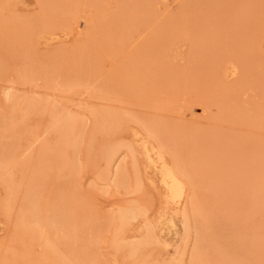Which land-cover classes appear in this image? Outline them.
Returning a JSON list of instances; mask_svg holds the SVG:
<instances>
[{"label":"rangeland","instance_id":"obj_1","mask_svg":"<svg viewBox=\"0 0 264 264\" xmlns=\"http://www.w3.org/2000/svg\"><path fill=\"white\" fill-rule=\"evenodd\" d=\"M75 12L88 16L93 27L85 26V19H77ZM4 24H16L29 33L24 45L13 46L3 38ZM55 58L58 74L47 83L41 71L53 67ZM1 61L0 157H10L13 163L0 174V264H55L45 254L44 241L32 238V225L20 212L28 187L38 192L47 220L55 218L61 204L76 206L67 233L53 225L41 230L63 259L74 264H131L136 257V264H173L181 258L190 264L194 234L203 224L196 225L192 217V234L182 257L181 211L188 207L192 214L193 209L187 202L182 207L168 205L159 171L139 144L149 139L157 146L141 122L153 119L175 137L171 136L175 140L166 161L170 165L179 161L193 175L190 195L195 192L200 210L211 220L212 240L245 264H264V243L259 242L264 235L261 175L249 166L261 160L264 151V0H0ZM62 64V70L74 66L75 81L60 78ZM229 64L236 65L238 73L226 78ZM79 65L85 66L81 78L76 73ZM165 70L168 75L173 72L169 81L161 76ZM20 71L32 72V78L23 81ZM144 74L147 84L132 81ZM95 110L118 113L123 125L111 136L106 131L94 133ZM61 112L74 124L65 144L58 132L66 123ZM240 115L246 119L239 120ZM248 118L253 120L249 123ZM91 133L97 140L91 141ZM206 133L214 140L206 139ZM35 139L38 142L29 148ZM106 139L124 145L112 172L125 166L126 188L115 187L111 176L101 179L107 162L88 156L89 145L97 153ZM212 157L222 158L223 165L217 176L209 175L211 180L201 166ZM129 204L141 215L127 224L125 234L120 233L125 236L122 242H143L151 225L156 236L132 259L125 249L119 254L116 250V255L112 247L119 232L115 217ZM172 215L174 230L164 221Z\"/></svg>","mask_w":264,"mask_h":264},{"label":"bare ground","instance_id":"obj_2","mask_svg":"<svg viewBox=\"0 0 264 264\" xmlns=\"http://www.w3.org/2000/svg\"><path fill=\"white\" fill-rule=\"evenodd\" d=\"M149 3V2H148ZM50 4V3H49ZM56 4V3H55ZM54 4V5H55ZM147 5V4H146ZM50 6V5H49ZM55 7H59L57 5H55ZM76 9V8H75ZM47 13L51 14V10H47ZM90 16V15H89ZM75 17H78L77 19H85V26H90L91 28L93 27V21H91L90 19L86 18L88 16H80L79 17V13L75 12ZM75 20V19H74ZM221 21H219L220 23ZM221 25V23H220ZM95 28V27H94ZM3 29L4 31L6 32V34L3 36V38L5 39H8L10 40L13 44V46H20V45H24L26 39H28L29 37V33L27 31H24V30H21L20 27H18L16 24H12L11 26L9 24H4L3 25ZM11 29V30H10ZM203 29V28H202ZM235 29V27H234ZM221 30V29H220ZM219 30V31H220ZM235 32V31H234ZM50 33V32H49ZM206 33V32H205ZM228 33V32H227ZM46 34V33H45ZM53 34V33H52ZM92 34V33H91ZM235 34V33H234ZM238 34V33H237ZM47 35V34H46ZM210 35V34H209ZM216 35V34H215ZM230 35V34H229ZM93 36V35H92ZM225 36V35H224ZM235 36V35H234ZM237 36V35H236ZM68 37V36H67ZM54 38V37H52ZM57 38V37H55ZM54 38V39H55ZM59 38H57L56 40H58ZM90 39V38H89ZM234 39V38H233ZM205 40H207L205 38ZM232 40V39H231ZM33 41V40H32ZM94 41V40H93ZM235 41V40H234ZM159 42V38H157L155 40V46L156 44L158 45ZM236 42V41H235ZM239 42V41H237ZM206 43V41H205ZM9 44V43H8ZM9 46V45H8ZM14 48V47H13ZM160 48V47H159ZM210 48V47H209ZM73 49V48H72ZM87 49V48H86ZM226 49V48H225ZM209 50V49H208ZM247 50V49H246ZM84 51V50H83ZM207 51V50H206ZM115 52V51H114ZM244 52V51H243ZM28 53V52H27ZM80 53V52H79ZM87 53V52H86ZM113 53V51H112ZM30 54V53H28ZM58 55L60 56L61 54L58 53ZM57 55V56H58ZM245 55V54H243ZM29 56V55H27ZM74 56V55H73ZM12 57V56H11ZM31 57V56H30ZM2 58V57H1ZM32 58V57H31ZM4 59V58H3ZM75 59V58H74ZM247 59V58H246ZM6 60V59H4ZM30 60V59H29ZM3 61V60H2ZM0 62V63H3V62ZM37 62V61H36ZM56 63H57V59L55 58L54 59V62L52 64L53 67H51L50 69L48 68V70H45V71H41V74L46 81L47 83H49L48 81H51L53 76L57 75L56 74ZM231 63V62H230ZM32 64V63H31ZM35 64V63H34ZM75 64V63H74ZM80 64V63H79ZM234 64V63H233ZM29 65V64H28ZM63 65L62 64V67H61V72H60V78H64V79H67L69 82H70V79L72 80V76L74 75L73 78H75V73H74V69L72 66H70V68H66V65L64 66L65 69L62 70L63 68ZM72 65V64H71ZM76 65V64H75ZM81 65L82 62H81ZM223 65V64H222ZM230 66H227L225 65V70H224V73H225V76L226 78L228 77H231V76H235L238 72H237V68H236V65H232V64H229ZM232 65V67H231ZM30 66V65H29ZM235 66V67H233ZM41 67V66H40ZM76 67V66H75ZM80 67V65H79ZM85 67V66H83ZM82 67V68H83ZM54 68V69H52ZM59 68V67H58ZM81 67L77 70V76H79V78H81V74L83 73V69ZM221 68V67H220ZM39 69V68H38ZM45 69V68H44ZM4 70V69H2ZM2 70H0V73L2 72ZM31 70V69H30ZM42 70V69H41ZM221 70V69H220ZM59 71V70H58ZM168 70H165L164 73H162V78L163 79H166L168 80V76H170L171 72L169 75L166 74ZM30 72V71H29ZM169 72V71H168ZM5 73V72H4ZM32 72L28 73L27 71H20L19 72V77L21 79H23V81L25 80H28L29 81V74H31ZM160 73V72H159ZM223 73V72H222ZM1 75V74H0ZM35 75V74H34ZM172 75V74H171ZM163 76H166V77H163ZM224 76V75H223ZM223 76L221 75V79H223ZM31 77V76H30ZM34 77V76H33ZM38 77V76H37ZM218 77V76H217ZM220 77V76H219ZM32 78V77H31ZM35 78V77H34ZM76 79V78H75ZM78 79V77H77ZM148 76L147 74H144V76H141V77H135L133 78L132 81H140L141 83L143 84H147L148 83ZM31 80V79H30ZM74 80V79H73ZM72 80V81H73ZM231 80V78H230ZM75 81V80H74ZM169 81V80H168ZM219 81V80H218ZM65 82V80H64ZM68 82V83H69ZM139 82V83H140ZM67 83V84H68ZM140 83V84H141ZM72 85V83H70ZM77 83L73 82V86L76 85ZM142 84V85H143ZM87 85V84H86ZM90 87V86H89ZM12 94L11 95H8V98L11 99L12 98ZM173 96H175L176 98V95L173 94ZM11 97V98H10ZM12 100V99H11ZM32 100V99H31ZM233 100V99H232ZM223 102H225L223 100ZM29 104V103H28ZM33 104V102H32ZM30 105V104H29ZM225 106V105H224ZM227 108V107H226ZM192 110V109H191ZM229 110V109H228ZM231 112V111H230ZM62 113V112H61ZM221 113V112H220ZM229 113V112H228ZM60 113H58V116H59ZM230 115H232V113H230ZM61 117L65 118L66 119V123L63 127H60L58 132L60 134V136L62 137V140H63V144H65L68 140V138H70V135L72 134V131H73V128H74V124L72 122V117L71 116H67V114H60ZM59 116V117H60ZM229 116V115H228ZM241 117V118H245L243 116H238V118ZM93 118H94V130L93 132L96 133V131L98 132V130L100 131H106L109 136L113 135L114 131H116L117 129L120 128V126L123 125V118L120 117V115L118 113H115V112H112V111H106V110H95L93 111ZM237 118V119H238ZM218 119V118H216ZM220 119V118H219ZM235 119V118H234ZM246 119V118H245ZM245 119L243 122H245ZM142 120V119H141ZM157 120V119H156ZM155 119L153 120H146V121H141L142 124L144 123V126H145V129L147 130V132L149 133V136L148 138L150 137L151 140L155 139V141L157 142V146H154L152 143L149 142V139L148 140H143V143H141L140 141V145L142 146V150L144 152V155L146 157V159L148 160L149 164H151L155 169H157L159 171V174H160V177H161V183H162V186L165 190V194H166V199H167V203L169 206H177V207H182L185 202L188 203V205L191 206V209H193V211H190L192 212V214L189 213L188 211V207H184L182 209V213H181V216H182V220H183V229H184V237H183V240L185 241V246L183 247L182 249V253H181V256L184 257V252L187 251V245L190 241V238H191V234H192V225H191V220L192 217L193 219L195 220L196 222V225H200V224H203V227H198L196 229V235L194 234L195 236V244H194V247L192 249V252H191V260H190V264H245L246 261H244V263L242 262L241 260V257L236 255L235 253H233V256L230 254H227L224 250H222V248L220 247L219 244H217L215 241L212 240L211 236H210V230L212 229L211 227V223H210V219L206 216L205 213H203L201 210H200V206H198V201H197V196L194 197V194L195 192H193L194 194L190 195V191H191V186H194L193 184V178H192V174L186 170L185 166L184 165H181V163L179 161H176L173 165H170L168 161H166V158H165V155H166V152L167 150L170 149V144L175 140V139H172L171 136L172 134L170 132L167 131L166 127H164V125L162 123H159L158 121H156ZM224 120V119H223ZM227 120V119H225ZM232 120V119H231ZM239 120H241L239 118ZM253 119H247L246 121H251ZM217 121V120H216ZM222 121V120H221ZM230 121V120H229ZM234 121V120H233ZM238 121V120H237ZM220 122V121H219ZM218 122V123H219ZM247 123V122H245ZM250 123V122H249ZM255 124V123H253ZM218 130V129H217ZM220 130V128H219ZM214 131V130H213ZM223 131V130H222ZM92 132V133H93ZM118 132V131H117ZM215 132V131H214ZM218 132V131H217ZM91 133V134H92ZM101 133V132H100ZM104 133V132H103ZM222 133V132H221ZM228 133V132H227ZM90 134V137H91V141L93 142V140H97L95 137V134H92L91 136ZM207 134L209 133H206V139L207 137L209 138V135L207 136ZM230 134V133H229ZM136 135L138 136L139 134L136 133ZM95 136V137H94ZM210 136H213L210 135ZM173 138H175L174 136H172ZM218 137V136H216ZM212 138V137H211ZM211 138H209V141L211 140ZM225 138V137H224ZM217 139V138H216ZM215 139V141H216ZM219 139V137H218ZM100 140V139H99ZM212 140H214L212 138ZM214 141V142H215ZM226 141V140H225ZM38 142L37 139L33 140L30 147H33L36 143ZM91 142V144H92ZM96 142V141H95ZM98 142V141H97ZM96 142V143H97ZM119 141L116 142H112L108 139H106L104 141V143L102 144L101 148H99L97 151V153H92V145H89L88 147V156H95L97 155L98 157H100L101 159H104L106 162H107V168H105V171H103L101 174H100V178L103 179V180H106V179H110V176H111V179L113 181V183L115 184V187L117 188H126L127 186V183H128V180H127V176L129 174H127V171H126V168L123 164L119 165L116 170H114L112 172V166H113V162H118L116 161L119 153H120V150L121 148H123V144L121 145L120 143L118 144ZM207 142V141H206ZM218 143V141H216ZM235 142V141H234ZM90 143V141H89ZM102 143V142H101ZM95 144V143H94ZM236 144V143H235ZM252 144V143H251ZM255 144V143H254ZM175 145V144H174ZM177 145V144H176ZM228 145V144H226ZM238 145V144H237ZM257 145V144H256ZM74 146L77 147V144L74 143ZM131 145L128 146V149L130 151H133V148L134 147L133 145L130 147ZM179 146V145H178ZM214 146V145H213ZM252 146V145H251ZM138 147V145H137ZM136 147V148H137ZM218 147V146H217ZM246 147V146H245ZM253 147V146H252ZM97 148V147H96ZM177 148V146H176ZM207 148H210V146H207ZM216 148V147H215ZM229 148V147H228ZM232 148V147H231ZM212 149V148H211ZM217 149V148H216ZM219 149V148H218ZM242 149H243V145H242ZM246 148H244L245 150ZM256 149V147H255ZM179 150V149H178ZM208 150V149H207ZM240 150V149H239ZM237 150V151H239ZM243 150V151H244ZM136 151V150H135ZM211 151V150H210ZM213 151V149H212ZM232 152V150H229ZM228 151V153L230 154V152ZM247 151V150H245ZM172 152V151H171ZM209 152V151H208ZM227 152V151H225ZM170 153V152H168ZM167 153V155H168ZM227 153V154H228ZM135 154V153H134ZM211 154V153H210ZM216 154V153H215ZM225 154V153H224ZM166 155V156H167ZM175 155V154H174ZM173 155V156H174ZM182 155V154H181ZM234 155V153H233ZM231 155V156H233ZM251 155V154H250ZM262 159L258 160V161H252L250 163V167H252V171L253 172H257L261 175V178H260V182H259V189L260 187L262 188L260 191L263 193V197H264V151H262ZM117 156V157H116ZM221 156V155H220ZM228 156V155H227ZM240 156V155H239ZM248 156V155H247ZM175 157V156H174ZM61 157L59 156H56L55 160L57 163H60V164H63L60 159ZM90 158V157H89ZM94 158V157H92ZM99 158V159H100ZM188 158V157H187ZM211 158V157H210ZM213 158V157H212ZM226 158H229L226 157ZM259 158V157H258ZM60 159V160H59ZM96 159V157H95ZM116 159V160H115ZM175 159V158H174ZM183 159V158H182ZM225 159V158H224ZM223 159V160H224ZM244 159V157H243ZM210 160V159H209ZM208 159H204L202 161V171H207L208 172V178L211 179L209 177V175H211V177L213 176H217V173L219 174L220 170V167L222 168V158L221 160L219 158H213L211 159V161H209ZM228 160V159H227ZM230 160V159H229ZM228 160V161H229ZM95 162V160H93ZM105 162V163H106ZM174 162V161H173ZM191 162V161H190ZM225 162V161H224ZM231 162V161H230ZM12 159L10 157H7V158H2L0 157V174H4V173H7L11 166H12ZM197 163V162H196ZM200 163V162H199ZM222 163V164H221ZM240 163V162H239ZM243 163V162H241ZM59 164V165H60ZM67 164V163H66ZM172 164V163H171ZM192 164V163H191ZM195 164V163H193ZM238 164V162H237ZM135 167L138 166L134 165ZM147 166V165H146ZM145 167V166H144ZM199 167V166H198ZM227 167V166H226ZM230 167V166H229ZM235 167V166H234ZM247 167V166H246ZM250 167H247L248 170H250ZM76 169V168H75ZM135 169V168H134ZM145 169V168H144ZM232 170V168H230ZM245 169V168H244ZM147 170V169H145ZM227 170V169H226ZM135 171V170H134ZM137 171V170H136ZM138 173V172H137ZM150 174V173H149ZM202 174V173H201ZM233 174V173H232ZM235 174V172H234ZM223 175V174H222ZM228 175V174H227ZM230 177V176H229ZM233 177V176H232ZM231 177V178H232ZM198 178V177H196ZM215 179V178H214ZM213 179V181H214ZM212 180V179H211ZM219 180V179H218ZM230 180V179H229ZM236 180V179H235ZM217 181V180H215ZM253 181V180H252ZM211 182V181H210ZM219 182V181H218ZM232 182V181H231ZM258 182V181H257ZM37 183V181H36ZM212 183V182H211ZM221 183V182H219ZM254 183V182H253ZM155 184V182H154ZM196 184V183H195ZM214 185V183H212ZM216 184V182H215ZM218 184V183H217ZM257 184V183H256ZM253 185V184H252ZM258 185V184H257ZM139 187V186H138ZM27 188V187H26ZM141 188V186L139 187ZM161 190V189H160ZM193 191V190H192ZM259 191V190H258ZM38 192L35 191V189L33 187H28L25 191V194L24 196L21 198V202H20V212L22 213L23 216H25V218L28 220V222L32 225L29 230L31 232V236L32 238H38V239H41V242L44 241L45 243V254L47 256V258L53 260L55 262V264H74V262H72L71 260H68L67 259H63L65 258V256H63L64 254H62V257L57 253V246L52 243L49 239H48V236L47 238L44 237L43 238V235L41 234V230L42 229H45L48 225H53V226H56L58 228H60L62 231H64L65 233L68 232L69 228H70V221L71 219H73L72 215L73 213H77V210L74 209L75 207L73 206L71 208V205L70 204H61L59 206L56 207L55 211H56V216L55 218L51 219V220H47L42 211H41V206L38 204V200L36 198V195H37ZM197 195V194H196ZM204 195V194H203ZM76 196V195H75ZM164 197V196H163ZM197 197V198H196ZM73 198V197H72ZM74 199V198H73ZM70 201H72L71 199H69ZM187 200V201H186ZM76 202V201H75ZM79 203V201H77ZM74 203V202H73ZM166 203V202H165ZM186 203V204H187ZM167 206V205H166ZM203 207V206H202ZM258 206L257 204L255 203V205H253V208L256 209ZM145 210V209H143ZM205 210V209H204ZM214 210V209H213ZM146 211V210H145ZM170 211V210H169ZM218 211V209H217ZM140 209H138L135 205L133 204H129L127 206H125L123 209H121L117 216L115 217L116 218V221L118 223V226H119V232H118V235L116 236L115 238V242L113 243V248H115L114 251H118V254H119V251L125 249V251H127L128 253V257H130L131 255V258L132 259L133 257L132 256H135L138 253L139 249H140V252L143 250H141V247L145 244H148L152 241H154L156 239V236H155V233H154V229H153V226H148V232H147V236L145 238V240L141 243H132V242H129L130 244H127L125 245L124 243H128L127 241H124L122 242V240H124L123 238H125V236H121L122 234H125L123 231V229L127 226L128 223H130L131 220H135L139 215H141L140 213ZM144 212V211H143ZM164 212H165V209H164ZM179 212V211H178ZM210 212V211H209ZM208 212V214H209ZM147 212H145L146 214ZM169 213V212H168ZM220 214V213H218ZM143 215V214H142ZM148 215V214H147ZM168 215V214H167ZM176 215V214H174ZM180 215V214H179ZM160 216V215H159ZM166 216V213L165 215ZM178 216V215H177ZM212 216V215H211ZM146 217V216H145ZM212 218V217H211ZM200 219V220H199ZM160 220V219H159ZM165 220H168L167 224H170V230H172L173 228L176 227V223H175V220H174V217L173 215L170 217V218H166L164 219ZM214 220V219H213ZM147 221V220H146ZM132 222V221H131ZM149 222V221H148ZM162 222V221H161ZM160 222V223H161ZM145 224V223H144ZM163 224V223H162ZM146 225V224H145ZM220 225V224H219ZM128 226H130V224H128ZM171 226H172V229H171ZM213 226V225H212ZM221 226V225H220ZM158 227V226H157ZM128 229V228H126ZM125 229V230H126ZM145 229V227H144ZM27 230V229H26ZM164 230V229H163ZM174 230V229H173ZM213 230V229H212ZM169 231V230H168ZM215 231V230H214ZM28 232V231H27ZM122 232V234H120ZM170 232V231H169ZM212 233V232H211ZM164 234V233H163ZM115 235V234H114ZM142 236V235H141ZM215 236V235H214ZM31 238V237H30ZM141 238V237H140ZM144 239V238H143ZM126 240V239H125ZM128 240V239H127ZM139 241V239H137ZM225 240V239H224ZM40 241V240H39ZM141 241V240H140ZM139 241V242H140ZM166 241V240H165ZM134 242H136L134 240ZM260 243H264V235H263V238L259 240ZM258 242V243H259ZM62 244V243H61ZM164 245V244H163ZM259 244H257L258 246ZM263 245V244H262ZM261 245V246H262ZM159 246V245H158ZM165 246V245H164ZM178 246V245H177ZM235 246V245H234ZM260 247V245H259ZM264 247V245H263ZM83 249H85L84 247H82ZM187 248V249H186ZM178 249V248H177ZM117 251L115 252V254L117 255ZM178 251V250H177ZM235 251V250H234ZM258 251V249H257ZM144 252V250H143ZM179 252V251H178ZM177 252V253H178ZM263 252V250H262ZM72 253V252H71ZM61 254V253H60ZM190 254V253H189ZM140 255V254H139ZM142 255V253H141ZM264 255V254H263ZM69 256V255H68ZM138 256V255H137ZM144 256V254H143ZM124 257V256H123ZM127 257V256H126ZM141 258V256H139ZM189 257V258H190ZM263 257V256H262ZM262 257L260 256V258L262 259ZM81 258V257H79ZM125 258V257H124ZM134 261L136 263L137 260H136V257H134ZM137 259H139L137 257ZM147 259V258H146ZM260 259V260H261ZM48 260V259H47ZM74 260V258H73ZM78 260V258H77ZM259 260V259H258ZM76 261V260H75ZM134 261L132 260L133 264H136L134 263ZM141 261V260H139ZM145 261V259H144ZM149 261V259L147 260ZM145 261V262H147ZM184 261V260H183ZM183 261L182 259L180 258L177 262H174L173 264H183ZM263 261V259H262ZM261 261V262H262ZM77 262V261H76ZM131 262V264H132ZM150 262V261H149ZM140 263V262H139ZM151 263V262H150ZM185 263V262H184ZM260 263V262H259ZM142 264H144V262L142 261ZM147 264V263H146ZM149 264V263H148ZM153 264V263H151ZM156 264V263H154ZM158 264V263H157ZM189 264V263H188ZM261 264V263H260Z\"/></svg>","mask_w":264,"mask_h":264}]
</instances>
